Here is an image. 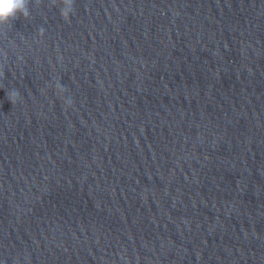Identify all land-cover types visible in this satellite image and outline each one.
<instances>
[{"label": "water", "instance_id": "95a60500", "mask_svg": "<svg viewBox=\"0 0 264 264\" xmlns=\"http://www.w3.org/2000/svg\"><path fill=\"white\" fill-rule=\"evenodd\" d=\"M28 5L0 28V264H264V0Z\"/></svg>", "mask_w": 264, "mask_h": 264}, {"label": "clouds", "instance_id": "9594fccd", "mask_svg": "<svg viewBox=\"0 0 264 264\" xmlns=\"http://www.w3.org/2000/svg\"><path fill=\"white\" fill-rule=\"evenodd\" d=\"M53 2L59 5L61 17L65 21L70 22L71 17L75 14L73 0H53ZM29 15L28 0H0V28L13 23L18 18H27ZM41 34H43V30ZM56 87L65 103L71 105L72 100L67 99L65 96L67 89L59 83H57ZM7 95L12 104L22 100L20 92L16 89L10 90Z\"/></svg>", "mask_w": 264, "mask_h": 264}]
</instances>
